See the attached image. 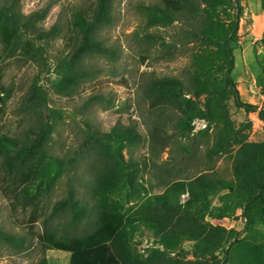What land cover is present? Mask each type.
<instances>
[{
  "label": "trees",
  "instance_id": "1",
  "mask_svg": "<svg viewBox=\"0 0 264 264\" xmlns=\"http://www.w3.org/2000/svg\"><path fill=\"white\" fill-rule=\"evenodd\" d=\"M17 6L18 0L0 2V63L14 58L43 65L47 63L46 47L61 28L53 25L46 29L40 25L46 10L25 14ZM239 7L236 0H161L145 6L150 26L168 27L179 21L184 27L181 44L197 46L186 79L154 76L145 84L144 97L157 113L151 141L167 147L172 135L166 129L171 125L179 139L191 138L192 146L184 150L188 158L195 154L193 123L197 118L204 119L208 127L200 134L213 126L216 135V141L207 149L209 159L230 144L238 146L231 156L232 179L218 182L211 170H198L192 175L182 168V175L169 179V172L160 176L162 191L155 192L147 177L152 170L149 158L144 157L139 166L138 161L126 158L124 153L128 146L143 139L136 121L106 133L95 131L90 138L94 139L102 162L95 172L93 188L97 226L91 233L67 239L56 238V231L46 228L38 237L44 254L37 264H51L47 251L68 253L69 264H264V244L243 237V231L207 221L243 216L244 231L252 224H264V141H251L242 135L249 124L237 127L226 104L233 99L237 108L247 112L257 108L241 100L233 76ZM112 10L113 0H93L72 14L67 41L70 49L60 59L59 77L54 81L58 90L70 94L80 78L87 76L85 72L78 74L85 55L113 54L98 39L99 28L113 22ZM149 37L161 41L168 48L169 57L177 51L178 45H169L164 37ZM202 96L205 100L201 106L194 99ZM22 106L35 115V123L21 135L0 132V163L4 187L24 208L33 206L32 221L36 223L41 219L38 211L45 202L43 198L63 167L62 159L47 148L62 111L50 105L39 76L24 94ZM259 114L264 121V110ZM184 195L188 197L185 201ZM68 210L72 214L63 231L76 228L87 214V207L72 189L68 197L55 204L50 217ZM144 229L157 235L158 246L140 253L134 249L132 239L135 232ZM0 239L24 244V239L2 230ZM183 243L191 245L193 259L179 256Z\"/></svg>",
  "mask_w": 264,
  "mask_h": 264
},
{
  "label": "rangeland",
  "instance_id": "2",
  "mask_svg": "<svg viewBox=\"0 0 264 264\" xmlns=\"http://www.w3.org/2000/svg\"><path fill=\"white\" fill-rule=\"evenodd\" d=\"M2 0H0L1 2ZM161 0H113V22L98 30V39L108 47L111 56L99 53L84 56L78 72L87 76L80 78L78 87L70 94L58 90L54 81L60 59L69 51L67 41L70 37L72 14L93 0H18L17 8L25 14L46 10L45 20L40 24L46 29L58 25L59 35L50 41L47 49V63H23L18 59H7L0 63V132L18 135L35 123V115L22 106L24 94L36 76L40 77L49 103L62 111V118L55 123L47 148L49 153L60 157L62 170L52 180V189L45 195L44 204L39 208L38 222L32 221L34 208H24L21 201H15L5 186L4 172L0 163V230L15 238L24 239V244L8 243L0 239V264H37L44 254L38 241L40 233L46 228L56 231V238L67 239L84 236L96 228L97 211L93 199L95 172L102 166L98 148L90 134L110 132L114 127L128 126L136 121L143 135L140 143L130 145L124 150L126 158L133 157L142 165L144 157L149 158L152 167L147 175L154 184V191L161 192L160 176L172 173L168 178L182 175L180 169L196 175L198 170H211L220 180H231L232 158L238 146L230 144L227 148L209 159L207 149L216 141L214 127L200 134L208 127V122L197 118L191 137L196 136L195 154L185 157V148L191 145V138H181L171 125L166 131L172 135L167 147L151 141L152 123L156 112L149 107L144 97L145 84L154 76H179L186 79V71L192 70L194 44H181L184 27L181 22L172 26H150L145 6ZM239 31L234 43V80L241 100L257 108L247 112L237 108L229 99L227 110L237 127L243 123L249 126L242 131L251 141H264V121L260 111L264 110V0H236ZM149 35L164 37L169 45L177 44L173 56L167 55V47ZM160 40V38L158 39ZM187 75V74H186ZM202 106L205 96L195 98ZM190 154V153H189ZM188 155V153H187ZM72 189L75 197L87 207V214L76 228H67L71 218L70 210L51 218L55 204L68 197ZM188 197L183 196L185 201ZM241 214V211L238 212ZM213 224H220L229 230L243 231V237L264 244V224L256 223L245 230L246 219L207 218ZM136 251L158 246L157 235L144 229L137 231L132 239ZM51 264H69L70 255L66 252L47 251L45 254ZM179 256L193 259L191 245L183 243Z\"/></svg>",
  "mask_w": 264,
  "mask_h": 264
}]
</instances>
